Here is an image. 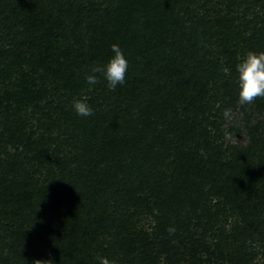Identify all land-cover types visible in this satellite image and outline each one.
Masks as SVG:
<instances>
[{
    "label": "rangeland",
    "instance_id": "rangeland-1",
    "mask_svg": "<svg viewBox=\"0 0 264 264\" xmlns=\"http://www.w3.org/2000/svg\"><path fill=\"white\" fill-rule=\"evenodd\" d=\"M66 2L0 0V52L14 51L25 59L31 57L32 49L40 48L43 55L52 57V65L39 64L35 73L27 69L30 78H35L30 80L32 86L48 93L58 88L65 97L64 87L70 90L80 84L79 90L70 92L73 101L82 95H87L90 101L92 95L99 94L97 103L102 107L105 83L101 81L89 90L80 75L84 76L93 63L106 61L111 53L104 50L91 56L95 34L89 31V23L85 21L81 25L83 43L82 33L76 28L78 21L65 10ZM74 9L75 6L70 10ZM32 13L39 17L38 23L33 24ZM143 15L142 10L139 18ZM164 20L168 26L164 28L162 23L161 31L155 27L156 22L145 18L139 24L141 28L149 26L151 31H164V41L158 42L159 51L152 60L168 74L165 75L167 89L149 106L142 96L133 99L136 93L130 82L142 68L137 66L140 65L137 60L136 65L130 66L135 74L126 77L129 84L123 91L126 99L135 105L127 111L126 128L146 125L137 152L133 149L114 153L108 161L104 156L91 157L89 152H84L90 161L77 165L75 161L79 158L75 157L84 153H74L69 140L73 123L62 119L61 127L56 124L40 127L37 120L47 115L32 106L25 109L27 124L22 130L31 135L30 140L16 128L8 132L7 127L3 130L4 125H0V263L7 260L9 264H30L34 259L51 258L53 264H97V257L106 256L116 264H235L237 258L232 245L229 250L225 246L227 242L235 244L234 226L242 225L238 213L221 216L220 223L213 228L216 231L208 232L207 218L202 213L207 208L213 211L214 205H226L221 198L208 196V207L188 213L187 235L182 240L171 241L160 224L165 223L168 210H164L155 189V178L160 172L166 175L168 184L172 178L177 179L175 174L182 167L180 157H185L186 148L191 147L195 156L205 162L210 156L218 158V154H222L221 161L228 162L237 159L236 148L246 150L250 145L249 130L260 139L264 136V110H257L254 101L235 104L236 91L234 96L228 95L227 88L219 82L212 83L208 97L200 102L193 91H185L181 98L177 94L172 96L180 70L187 71L189 76L192 73L199 76L203 56L218 58L219 69L229 74L227 52L234 54L232 61L236 64L243 54L254 51V47L256 52L264 51V0L178 1L167 11ZM147 33L155 41L151 32ZM256 33L260 35L259 42L255 40ZM234 76L229 79L230 84ZM60 77L62 81L58 82ZM147 108L149 114L145 120L141 115H145ZM171 109H175L174 114ZM171 115L175 117L173 122ZM192 124L198 136L192 137ZM40 134L45 138L40 142L44 143L43 147L36 140ZM256 148L255 156L261 155L264 140ZM100 176L101 179L112 176L115 181L109 179L101 186ZM258 181L257 188L263 190L264 180ZM26 188L33 194V201L28 208L19 207L17 195ZM179 208L177 211L181 212L189 206ZM228 209L226 206L225 211ZM259 222L262 226L251 231L246 240L247 264H264V214ZM217 230L222 231L225 242L220 257L214 247L220 234ZM83 233L87 234L86 240L82 239ZM21 234L30 239L18 238ZM66 250L73 254L72 262L64 257ZM210 253L214 256L209 262Z\"/></svg>",
    "mask_w": 264,
    "mask_h": 264
},
{
    "label": "trees",
    "instance_id": "trees-1",
    "mask_svg": "<svg viewBox=\"0 0 264 264\" xmlns=\"http://www.w3.org/2000/svg\"><path fill=\"white\" fill-rule=\"evenodd\" d=\"M178 1L183 2L184 0H67L65 10L69 11L78 21L76 28L82 33L83 43H85L84 29L81 25L85 21L89 23V31L95 34L91 56L100 54L104 50L110 52V45L119 44L129 61L126 77L135 74L130 66L136 65V61L139 60L140 65L137 66L142 68L138 69L140 72L130 82L136 93L133 99H140V96H142L147 103L146 106H149L155 103V100L159 98V94H163L164 89H167L168 78L165 75L168 74H165L163 67H157L152 58L159 51L160 44L158 42L164 41L162 37L164 31H160L163 29L162 23L164 28L168 26L164 20L167 11L172 9ZM68 5L70 6L69 8ZM74 6L75 9L71 11L70 9ZM142 10L145 12L143 18L149 22H156L155 27L160 29V31H151L149 26L140 27L139 21L143 18H139V15ZM33 15L35 16L33 24L38 23L39 17L35 14ZM145 31L151 32V35L155 37V41ZM259 36V33L254 34L255 40L258 42ZM262 37L263 34L261 41ZM187 44L192 46L188 40ZM253 50L257 51L255 47ZM227 54L230 56L226 63L231 70L229 74H225L223 70L219 69L218 58L208 59L203 56L204 62L199 76L195 73L189 76L187 71L183 72L180 70L177 76L178 79L176 78L175 80L176 84L172 96L175 97L177 94L181 98L185 91H193L197 101L200 102L208 97L210 90H212V83L215 85L218 82L225 87L224 89L227 88L226 92H228V95L234 96L236 86L233 87L234 81H231V84L229 83V79L235 74V64L232 61L234 54L230 51ZM11 58H14V60ZM51 60L52 57L43 55L40 48L32 49L31 57L25 59L21 54H14V51L0 52V125H4L3 130L7 127L9 132L10 129L16 128L17 132H20L24 138L26 137L30 140L28 136L31 135H26L22 130L27 124L25 109L28 106H32L40 114L47 115L37 120L40 127L44 125H59L62 119H65V123L68 120L73 123L74 131L73 129L71 130L69 140L74 145V153L78 151L81 153L89 152L91 157L104 156L103 159L108 161L109 156L114 155V153L122 154L125 150L133 149L137 152L138 145L143 141L141 138L146 125H141L142 123H140V128L139 126L135 128L134 125L132 129L130 128L132 126L129 127L130 129L126 128L129 124L126 120L127 111L129 108L134 109L135 106L126 99V94L123 92L125 91V85L129 84L127 83L128 80L126 79V83L123 86H118L115 91H110L107 87L104 88L105 104H102V107L97 103L99 94L96 96L92 95V99L88 102L93 108L94 115L80 117L72 109L73 94H71L80 89V84L70 90L64 87L65 97L58 88L51 89L52 91L48 93L43 91V89H37L32 86L30 80H35V78L33 76L30 78L27 69H30L31 73H35V69L39 64L51 66ZM24 76H28L30 79L27 80ZM80 78L84 80L85 75H80ZM61 81L62 78L60 77L58 82ZM65 82L68 84L69 79H66ZM156 84L159 86L156 87ZM40 103H44L43 108L40 107ZM235 104L239 105L238 97L235 99ZM253 104L257 110H264V98H256ZM148 108L145 115H141L145 120L147 114H149ZM171 110L174 114L175 109ZM174 120L175 117L172 116V122ZM249 131L252 135L250 145L246 150L236 148V160L223 162L221 161L222 154H218V158L210 156L205 162L201 157L195 156V151L190 147L188 150L186 148L185 157L181 155L180 162L182 167L178 172L177 170L175 171V173L177 172L175 174L177 179L176 177L172 178V183L168 184L166 175L162 176L160 172H157L155 189L158 190V194L161 196L164 210H168L165 223L160 222V224L164 229V235L168 236L171 241L182 240V237L189 232L188 213L201 211L203 207L205 209L207 204L210 203L207 199L208 196H216L221 198L224 201V205H226H214L215 209L213 211H209L210 208H207L202 213L201 216L207 218L206 227L210 228L208 232L216 231L213 228L220 223L221 216L227 215L228 212L238 213L242 225L234 226L233 237L235 244L227 242L225 247L229 250L230 245H232V251H234L237 258L235 264H247L246 259L249 256L246 253L248 249L246 240L250 236L251 231H257L262 226L259 220L261 215L264 214V189L257 188L258 180H264V149L261 151V155L255 156L256 146L260 140H264V136L260 139L259 136L253 134L252 130ZM191 132L192 137L198 136L193 124ZM44 139L43 134H40L36 140L40 143ZM143 139L145 140L146 138ZM43 145L44 143H40L39 146L43 147ZM68 153L69 155L72 154L70 151ZM86 154L77 155L75 159H79L75 163L82 166V164H86L85 162L90 161ZM116 162L118 163V161ZM111 163L115 164L114 161H111ZM101 178L102 176L99 177V180ZM109 179L115 181L114 177L109 176L107 179H101L99 184L103 186V183L105 185ZM176 182L177 184L175 185L174 183ZM94 200H97L96 196ZM32 201L33 194L28 188L19 193L16 198V204L19 207L28 208ZM184 205L186 207L189 206V209L179 210L181 212H178L177 209ZM226 206L229 207L228 211H225ZM169 227H175L176 231L174 234H169ZM217 232L220 234L214 247L215 251L218 252L217 256L220 257L224 237L222 231L217 230ZM31 237H35V235L31 233ZM18 238L29 240L30 236L21 234ZM82 239H87L86 233L82 234ZM194 249L195 246L192 244L191 250ZM209 255L210 259L208 261L210 262L214 254L210 253ZM64 257L68 262H72L74 259L73 254L68 252V250L64 251ZM0 264H9V262L5 260ZM80 264L85 263L81 262Z\"/></svg>",
    "mask_w": 264,
    "mask_h": 264
},
{
    "label": "clouds",
    "instance_id": "clouds-1",
    "mask_svg": "<svg viewBox=\"0 0 264 264\" xmlns=\"http://www.w3.org/2000/svg\"><path fill=\"white\" fill-rule=\"evenodd\" d=\"M111 55L107 60L93 63L86 71L85 83L91 90L103 81L110 91L126 83L129 61L119 44L110 45ZM236 94L240 105L250 104L256 98H264V51H248L243 54L234 66ZM226 71H231L226 69ZM89 97L82 95L72 102V109L80 117L94 115ZM175 227H169V234H174ZM97 264H116V261L106 256L97 257ZM30 264H53L51 258L46 260L34 259Z\"/></svg>",
    "mask_w": 264,
    "mask_h": 264
}]
</instances>
